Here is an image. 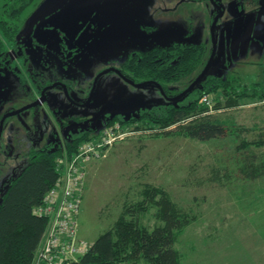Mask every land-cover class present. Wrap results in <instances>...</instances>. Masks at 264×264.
Masks as SVG:
<instances>
[{"label":"rangeland","instance_id":"1","mask_svg":"<svg viewBox=\"0 0 264 264\" xmlns=\"http://www.w3.org/2000/svg\"><path fill=\"white\" fill-rule=\"evenodd\" d=\"M5 2L11 3L0 0V19L9 20L3 11ZM220 2L224 13L214 28L216 51L208 73L228 75L235 79L232 86L245 85V96L218 91L203 94L199 101L226 124V136L198 140L175 125L145 129L136 121L116 119L120 114L136 119L142 107L168 101L155 85L134 87L119 81L113 71L99 76L93 102L80 109L86 122L72 123L71 137L82 130L88 138L96 137L106 125L121 133L86 163L76 229L88 245L122 213L136 226L163 225L161 212L171 201L180 207L185 222L179 223L172 244L179 264H264V95L259 93L264 90V0L251 5L240 0ZM215 14L210 0H33L16 19L13 38L35 36L40 48L58 49L60 64L65 60L59 51L65 41L60 29L68 32V40L79 32L78 38L73 37L78 52L74 51L67 77L76 92L85 93L94 75L119 65L132 49L168 47L173 40L204 42L206 63ZM85 26L91 27L89 32L75 31ZM202 65L166 84L168 93L186 87ZM70 153L64 144L56 157ZM26 162L23 156L12 163L0 181V197L9 178ZM114 264L150 262L135 253Z\"/></svg>","mask_w":264,"mask_h":264},{"label":"trees","instance_id":"2","mask_svg":"<svg viewBox=\"0 0 264 264\" xmlns=\"http://www.w3.org/2000/svg\"><path fill=\"white\" fill-rule=\"evenodd\" d=\"M10 1L3 6L9 20L0 19V57L6 43L14 39L16 19L33 0ZM256 1L244 0V3L253 4ZM205 50L204 42L173 41L168 47L155 45L138 54L141 56L138 77L157 80L168 93L166 84L178 80L202 62L204 64ZM174 59L176 62L172 63ZM234 81L228 75L222 77L207 72L182 100L142 107L136 119H125L120 113L116 119L127 123L136 121L137 127L145 129L155 127L162 130L175 125L186 136L198 140L224 137L228 134L226 124L209 114L207 106L199 100L203 94L212 92L245 96V85L232 86ZM259 93L264 95V90ZM227 105H232V102ZM82 132L78 131L65 142L68 153L74 151L79 141L88 138V134ZM58 153L59 149L54 152L38 151L31 155L18 174L9 178L0 197V264H30L32 261L47 225V218L33 209L42 202L45 192L56 179L55 159ZM180 212V207L169 201L167 210L161 212L163 225L151 229L136 226L122 213L109 229L96 237L87 251L70 264H114L127 254L130 257L135 253H141L150 264H179L172 244L180 228L179 223L185 224Z\"/></svg>","mask_w":264,"mask_h":264},{"label":"flooded vegetation","instance_id":"3","mask_svg":"<svg viewBox=\"0 0 264 264\" xmlns=\"http://www.w3.org/2000/svg\"><path fill=\"white\" fill-rule=\"evenodd\" d=\"M214 1L218 4H222L220 0ZM240 3L242 5H251L244 3V0H240ZM125 8L128 12H130V10H128L130 5H126ZM217 12L218 10L216 8V13ZM132 19H134V16ZM128 20L129 19L127 18L125 19V21ZM87 22L88 21H85L84 23ZM89 28L91 29V27ZM84 29L86 32H89L90 30L87 28V26H85L83 29L78 28L75 31H81ZM60 31L62 33L63 39L65 40L61 42L63 44L59 49L62 59L65 60H63L60 64L59 59L61 57L60 54L57 53L58 49L55 50L49 48H40L37 45L36 37L31 34H29L30 37H26L25 40H11L10 47H6L0 57L1 182L5 180V174L7 173V170L12 167V163L18 162V160L23 156L27 157L26 163H28L31 155L37 153L38 151H57V149H59L65 144L67 140L70 139V129L72 127V123H76L77 121L80 123L82 120L86 122L85 113L80 109L88 107L93 102L95 87L99 77L95 81L90 100L84 104L89 98L90 91L94 83V78L97 74L93 76L92 81L90 82V85L88 86V89L85 91V93L75 91L76 89L74 88L70 77H67L70 76V73H68L67 70L69 69L68 67H70V65H74L73 56L77 54L78 47L76 48V44L73 41L74 38H78L80 34L79 32H75L73 34L74 38L72 37L70 40H68L67 37L70 36L68 32L63 29H60ZM80 33H82V31ZM153 46L155 45L142 50L132 49L128 52V54L126 53L124 55V58L120 60L121 62L118 61V63H120L119 65L112 64L113 66L110 67H113V69H110L109 71H113L119 81L134 87H139L146 84L155 85L153 81H156L163 90L162 93L155 85L162 97L167 101H170L167 99V97L176 95L185 87L177 93L169 94L164 90L162 85L157 80L153 78H141L138 77L137 74V68H139L141 61V56L137 53L146 51ZM50 50H55L57 54L50 52ZM66 51L68 53L66 56H63ZM16 61H20L22 64H15ZM151 61L154 62L155 57ZM175 62L176 59L172 61V63ZM204 65L205 63L202 65V68ZM200 71H198V73ZM59 72H62V74L60 73L61 76ZM143 81L148 82L144 84H138ZM117 88L123 87L121 85L117 86ZM80 91L84 90L81 89ZM66 129L67 132L65 133ZM84 129H86V127H84ZM2 193L3 192H1V195Z\"/></svg>","mask_w":264,"mask_h":264},{"label":"built area","instance_id":"4","mask_svg":"<svg viewBox=\"0 0 264 264\" xmlns=\"http://www.w3.org/2000/svg\"><path fill=\"white\" fill-rule=\"evenodd\" d=\"M117 131L106 125L96 137L79 143L75 151L56 157V179L33 209L47 218V225L30 264H70L87 251L89 245L77 236L76 229L86 163L91 155L99 156L121 134Z\"/></svg>","mask_w":264,"mask_h":264},{"label":"water","instance_id":"5","mask_svg":"<svg viewBox=\"0 0 264 264\" xmlns=\"http://www.w3.org/2000/svg\"><path fill=\"white\" fill-rule=\"evenodd\" d=\"M210 1L216 6V8L218 10V12L216 13V15L214 16V18L212 20V24H211V27H210L211 38H212V43H213L211 54H210L208 60L206 61L205 65L201 69V71L197 74V76L193 79V81L187 87H185L183 90H181L176 95L167 97V99L170 100V101H176L179 98H181L182 96H184L186 93H188L199 82V80L207 73V71H208V69H209V67L211 65L212 58H213V55H214V52H215V46H216V43H215L216 41H215V36H214V27L216 25V22H217L218 18L223 13V6H222V4L216 3L214 0H210ZM110 69H113V67L106 68V69L100 71L99 73H97L96 77L94 78V83L92 85V89L90 91L89 98L87 99V101L84 104H86L90 100V98L92 96V93H93L94 84H95V81L97 80V78L101 74L108 72ZM147 82L148 81H143V82L138 83V84H144V83H147ZM153 82L159 88V90L163 93V90H162L161 86L156 81H153ZM23 108H25V107H23Z\"/></svg>","mask_w":264,"mask_h":264}]
</instances>
